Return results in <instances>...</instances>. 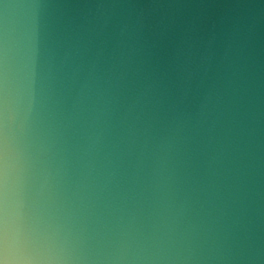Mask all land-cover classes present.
Segmentation results:
<instances>
[{
  "label": "water",
  "instance_id": "1",
  "mask_svg": "<svg viewBox=\"0 0 264 264\" xmlns=\"http://www.w3.org/2000/svg\"><path fill=\"white\" fill-rule=\"evenodd\" d=\"M0 264H264V0H0Z\"/></svg>",
  "mask_w": 264,
  "mask_h": 264
}]
</instances>
